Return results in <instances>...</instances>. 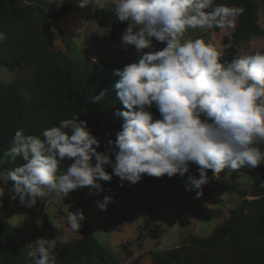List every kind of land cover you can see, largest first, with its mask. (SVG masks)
I'll use <instances>...</instances> for the list:
<instances>
[{"label":"clouds","instance_id":"obj_1","mask_svg":"<svg viewBox=\"0 0 264 264\" xmlns=\"http://www.w3.org/2000/svg\"><path fill=\"white\" fill-rule=\"evenodd\" d=\"M110 3L118 21L127 22L121 39L124 49L134 46L138 55L136 62L114 71L119 77L114 88L125 109L115 113L123 118L122 128L109 141L110 153L97 150L100 140L79 116L45 129L43 139L17 129L3 155L24 161L7 173L20 204L32 208L38 199L53 195L63 201L85 186L102 191L100 181H111L114 175L131 183L144 174L183 176L190 164L198 166L199 176L190 175L188 182L201 189L210 179L206 170L214 177L226 169H254L264 162L259 147L264 144V52L226 62L211 41L186 36L189 29L235 28L244 8L215 0ZM89 4L105 7L102 0H79L82 8ZM154 41L165 46L157 49ZM106 96L107 90L101 91L90 102ZM153 107L160 118H154ZM65 160L71 163L58 174ZM4 195L0 187V204ZM112 203L113 198L105 196L96 206L106 212ZM64 207L68 227L78 233L86 219L83 210L69 211L71 203ZM56 244L57 239L46 238L30 244V264H56Z\"/></svg>","mask_w":264,"mask_h":264},{"label":"trees","instance_id":"obj_2","mask_svg":"<svg viewBox=\"0 0 264 264\" xmlns=\"http://www.w3.org/2000/svg\"><path fill=\"white\" fill-rule=\"evenodd\" d=\"M216 4L243 7L244 13L236 19L231 32V42L238 45L252 37H262L264 30L258 22L257 5L251 0H215ZM47 0H0V67L9 70L32 68L28 79L17 77L9 84L0 83V159L2 169L10 171L24 163L21 158L12 161L4 152L17 129L25 135L43 139L45 129L58 126L60 120L79 116L87 120L88 128L100 140V152L110 153L109 141L116 139L122 128L123 118L115 113L125 110L117 98L114 88L119 77L116 69H123L133 62L111 63L104 60L73 59L64 54L53 43L51 27L75 7L62 0L57 11L48 8ZM96 25L106 30L105 41L117 42L127 22L118 21L114 6L105 5L103 9L92 7ZM218 30L219 28H213ZM157 49L165 45L154 41ZM144 51H148L145 49ZM237 57L222 55V61L231 62ZM107 90V96L95 104L91 98ZM154 118H160L158 110L151 108ZM264 151V144L259 145ZM114 159V153H112ZM71 163L61 162L58 174L63 173ZM93 163L95 160L93 158ZM106 171L112 172L110 166ZM212 175V170H206ZM238 173L252 177L248 191L242 192L236 183ZM176 174L156 178L147 174L137 183L121 181L113 176L111 181H100L102 191L85 186L79 190L96 195L110 196L116 201H132L135 210L147 206L146 218L137 227L133 240L120 243L119 254L128 264H137L140 258L148 255L150 264H264V162L256 168L244 167L231 171V183H223L243 198L228 217L215 226L210 234L198 237L188 234L183 244L159 251H147L132 258L131 243L141 245L145 238V228L153 219L154 208L162 202L157 197L156 180L166 179L177 191L197 196L198 189L191 188L188 177ZM123 184V186H121ZM191 189V190H189ZM85 221L79 230V237L69 243L57 241L54 250L56 264H119L118 254L108 251L93 235L88 222L87 210L81 205ZM40 234L54 239V227L43 212L40 213ZM25 231L19 227L0 222V264H28V254L23 245Z\"/></svg>","mask_w":264,"mask_h":264},{"label":"rangeland","instance_id":"obj_3","mask_svg":"<svg viewBox=\"0 0 264 264\" xmlns=\"http://www.w3.org/2000/svg\"><path fill=\"white\" fill-rule=\"evenodd\" d=\"M48 8L57 11L62 0H47ZM257 7L258 22L264 30V0H251ZM75 8L62 16L59 22L51 27L53 43L64 54L73 59L104 60L111 63L136 62L138 55L134 46L124 49L121 38L114 43L105 41L106 30L99 28L93 18L92 7L79 6V0H68ZM105 5L112 6L110 0H102ZM233 28L202 30L189 29L186 36L192 39L201 38L206 42L211 41L219 50L228 56L264 52V35L252 37L247 42L234 45L231 42ZM3 35L0 33V39ZM32 68L9 70L0 67V83L9 84L17 77L28 79ZM192 174L199 176L197 165L190 164ZM8 171L2 169L0 159V187L5 195L0 204V222L19 227L25 231L23 239L24 248L28 254L30 244L39 238H46L39 232L40 212L48 217L54 227V239L60 243H69L79 237V232L70 230L66 220L64 204L73 205L69 211H74L77 205L87 210V222L94 237L110 252L118 254L119 264H128L129 260L122 259L119 254V244L133 240L137 233V227L146 218L147 206L143 210H135L132 201H116L108 206L106 212H102L96 201L103 200L104 196L90 194L81 191H72L64 200L50 196L41 201L38 199L35 207L22 206L19 198L15 196V182L8 179ZM231 170H224L219 175L210 177L209 182L198 189L201 194L195 197L186 195L172 187L166 179L156 180V194L162 202L153 211V219L145 228V238L141 245L131 243L132 258L147 251H159L183 244L188 234L205 237L213 228L221 224L232 210L240 204L243 198L230 188H223V183H231ZM236 183L242 191H248L252 177L238 173ZM38 221V223H37ZM48 239V238H46ZM34 247V245H32ZM28 264L30 258L28 256ZM83 264H98L88 262ZM137 264H150V257L145 255Z\"/></svg>","mask_w":264,"mask_h":264},{"label":"crops","instance_id":"obj_4","mask_svg":"<svg viewBox=\"0 0 264 264\" xmlns=\"http://www.w3.org/2000/svg\"><path fill=\"white\" fill-rule=\"evenodd\" d=\"M126 28H127V25H126V27H125V30H126ZM125 30H124V31H125ZM124 31H123V32H124ZM105 33L107 34V32H105ZM105 38H106V35H105Z\"/></svg>","mask_w":264,"mask_h":264},{"label":"water","instance_id":"obj_5","mask_svg":"<svg viewBox=\"0 0 264 264\" xmlns=\"http://www.w3.org/2000/svg\"><path fill=\"white\" fill-rule=\"evenodd\" d=\"M88 195H90V193H87Z\"/></svg>","mask_w":264,"mask_h":264}]
</instances>
